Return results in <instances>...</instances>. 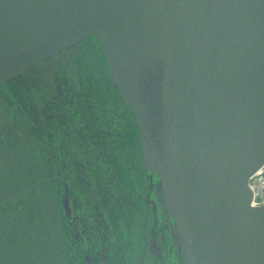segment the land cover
Wrapping results in <instances>:
<instances>
[{
  "label": "water",
  "instance_id": "water-1",
  "mask_svg": "<svg viewBox=\"0 0 264 264\" xmlns=\"http://www.w3.org/2000/svg\"><path fill=\"white\" fill-rule=\"evenodd\" d=\"M93 36L184 264H264V0H0V84Z\"/></svg>",
  "mask_w": 264,
  "mask_h": 264
},
{
  "label": "trees",
  "instance_id": "trees-1",
  "mask_svg": "<svg viewBox=\"0 0 264 264\" xmlns=\"http://www.w3.org/2000/svg\"><path fill=\"white\" fill-rule=\"evenodd\" d=\"M98 58V64L92 63L90 71L85 74L72 73V77L64 75L57 78L60 86L64 87L65 98L57 97L54 100L52 95L41 99L42 102H47L50 108H45L42 105L45 114L49 117L44 121V123H48L47 131L43 124L40 136L44 139L43 144L47 146L44 155L46 154L45 157L48 160L55 157L56 161L65 165L72 161H81L86 170V176L90 173L92 179L90 184L93 191H96L102 200H106L110 196L117 200L118 210H121L123 203L113 197V187L109 180L116 178L124 180V186L129 189L131 187L132 191L133 186L146 183L145 179L142 181L143 164L141 163L139 129L135 120L128 117V111L119 93L108 80L103 57L98 55ZM31 72H35L36 78V67L32 68ZM72 78L77 80L75 84L77 87L79 84L81 89L73 88L77 91L69 94L65 81ZM104 95L107 98H104ZM54 105L60 110L63 125L57 129L55 134L57 139L52 142L49 123L52 124L53 131V128H56L51 120L54 115ZM57 121L60 123L58 118ZM111 122H115L116 125L110 124ZM86 125L89 127L92 125L103 126L108 131H96L94 128V131H85ZM56 161L55 166L57 165ZM49 169L51 178L53 168L49 167ZM57 171L60 173V179L57 181L56 191L59 192L66 183L65 178L68 177L71 180V175L66 171V166L57 169ZM72 184L76 188L79 187L78 191H83L81 183L72 181ZM59 198L57 196L58 203ZM54 207L58 209V219H60L61 202L59 206L55 204ZM57 223L62 224L63 221L58 220ZM58 256L60 258L59 254Z\"/></svg>",
  "mask_w": 264,
  "mask_h": 264
},
{
  "label": "bare ground",
  "instance_id": "bare-ground-1",
  "mask_svg": "<svg viewBox=\"0 0 264 264\" xmlns=\"http://www.w3.org/2000/svg\"><path fill=\"white\" fill-rule=\"evenodd\" d=\"M92 40L96 41L97 38L93 36L92 38L90 37L84 39L83 41L81 40V42L76 45H72L66 49L61 50L56 55L40 61V63L25 69L23 73L19 74V76L11 79V82L15 81L14 83L20 85L23 88L24 92L27 94L28 85L31 84L32 81L36 80L35 72H31L32 68L34 67H36V71H45L50 75L49 79L41 80L43 85H47L50 82L52 83V81H55L60 76H69L72 75V73H78L80 75L85 74L86 72L90 71V65L93 63V61H95L98 55L105 58L104 52L100 46L96 48L99 52V54L97 55L95 49H93L91 46H88V49H84L83 45H79L85 41ZM105 66L107 76L109 77L106 62ZM57 82L58 86L56 93L51 94L53 95V97L55 96L54 100L57 97L65 98L64 87L60 86L59 80H57ZM4 84L6 83H2L0 84V86ZM65 84L69 94L70 92L77 91L73 90V88H78V90L81 89V86L79 84L77 87V85L71 80L65 81ZM0 95L4 96L5 94L0 93ZM104 98H107L106 95H104ZM37 99L38 97L34 96V100L37 101ZM39 103L42 104L45 108H50V105L47 102L39 101ZM123 104L128 111V117L134 120V116L131 112L130 107L126 105L125 102H123ZM53 114L54 118H58V120L60 121L59 124L63 125V121H61L62 119L60 110L57 109L56 105H54ZM44 115L48 116L46 114ZM49 115L51 114L49 113ZM44 124L46 128V123ZM110 124L116 125L115 122H111ZM70 177L71 180H69L68 182L67 194L70 200L71 211L69 212V214L67 212H64L65 214H63L60 219H58L63 221L64 223L60 224V227H58L55 231V244L58 246V254L60 255V258L64 259L68 264H76L80 259H82L83 256V253L81 252L72 259H70L69 257V247L66 244L65 238L63 236V234L67 230V224H69L73 227H79L82 233L90 236L95 242H104V244L107 245L109 249V257L111 259L121 258L126 259L125 261L130 260V257L133 255V251L128 245V240L124 238V236L113 237L112 234L110 235L105 230H103L98 225V223L109 225L110 231L113 230L112 227L114 224L120 225V227H122L121 229L125 230L127 235H131L132 237L135 235L139 236V226L143 219L145 218L146 220H148V222H150L155 215V202L153 200L147 202L146 191L142 192V194H136L132 191L131 187L129 189L128 187L124 186V180L116 178L109 180V183H111V186L113 187V197L123 203V205L121 206V210H118L117 200L111 198V196L106 198V200H102L98 196L97 192L93 191L94 189H92V185L86 179V171L84 168L78 166L74 167L73 173ZM72 181L81 183V188L83 191H78L79 187H75V189L73 190L72 187L74 186L72 184ZM73 212H76V215L79 216V218L75 216ZM164 212L167 213V210L165 209L161 213Z\"/></svg>",
  "mask_w": 264,
  "mask_h": 264
},
{
  "label": "flooded vegetation",
  "instance_id": "flooded-vegetation-1",
  "mask_svg": "<svg viewBox=\"0 0 264 264\" xmlns=\"http://www.w3.org/2000/svg\"><path fill=\"white\" fill-rule=\"evenodd\" d=\"M49 78L50 75L47 72H40V70H37L36 80L28 85L27 94L20 85L14 83L15 81H10L0 86V93L5 94L4 96L0 95V162L4 155L1 154V152L8 147L7 133L5 131H14L13 128H9V130L7 128V121L9 118L15 119L16 117L21 127L24 122L29 121L32 126H34L33 131H43L41 127L44 124L45 112L39 101H42V98L45 99L46 96H52V93L55 94L58 86V82L56 81L58 79L47 85L42 84L41 80ZM16 85L20 87L19 95L16 93V89H14ZM34 96L38 97L37 101L34 100ZM13 126L14 125L11 124V127ZM21 127L20 131H23ZM17 131H19V129ZM88 131H93V129L88 128ZM17 168L19 169L18 166ZM3 169H5L4 163L0 164V180L3 176L1 174ZM148 180H150V184L147 183L146 186L139 187L138 194H142V192L146 191L147 202L151 200L155 202V215L150 222L145 218L143 219L139 226V236L135 235L132 237L131 235H127L125 230L121 229L122 227H120V225L114 224L112 227L113 230L110 231L109 225L98 223L103 230L110 235L112 234L113 237L124 236V238L128 240V245L133 251V255L130 257L131 259L127 261L121 258L111 259L109 257V249L104 242H95L90 236L82 233L79 227H73L67 224V230L63 236L69 247L70 259L82 252V259L76 264H183L181 252L172 238V220L167 217L165 212L161 213L165 209L162 205L161 197L156 193L157 180L153 181V177H148ZM6 207L7 205H5V203H0V220L5 222L4 224H0V238L4 237L6 242L8 241L9 244H13L16 235L19 232L21 233L19 229L20 225L16 222V216L26 215L25 213L27 210L15 207L8 210ZM73 214L77 216L76 212H73ZM77 217L79 218V216ZM21 227L26 228V231H24L27 232L26 235L29 240L30 234H33L32 226H25V224H23ZM58 227L60 226L55 224L52 232L54 240L53 246H55L57 253L58 246L55 244V231ZM13 251L15 252V250ZM1 257L0 260L3 258ZM10 258L11 257H9V259ZM23 260L21 261L22 263ZM59 260L60 264H68L64 259L60 258Z\"/></svg>",
  "mask_w": 264,
  "mask_h": 264
},
{
  "label": "rangeland",
  "instance_id": "rangeland-1",
  "mask_svg": "<svg viewBox=\"0 0 264 264\" xmlns=\"http://www.w3.org/2000/svg\"><path fill=\"white\" fill-rule=\"evenodd\" d=\"M80 45H83L84 49L91 46L96 54H99L94 40L85 41ZM98 60L97 56L93 63L98 64ZM19 88L18 85L14 88L18 95ZM10 123L14 126L11 127ZM7 124L8 130L13 128L14 131H5L8 147L1 152L4 155L0 164L4 163L5 169L1 173L3 176L1 175L0 180V203H5L8 210L15 207L27 211L26 215L16 216L21 233L16 235L13 244L6 242L4 237L0 238V257H3L0 264H60L52 237L53 227L55 224L59 225L58 209L54 205L59 206L60 201L58 203L50 178L51 163L45 157L46 154L44 155L47 146L43 144L44 139L41 138L40 131H33L34 126L29 121L24 122L21 127L15 117V119L9 118ZM20 127L23 131H20ZM51 135L52 142H55L57 137L53 131ZM86 178L92 180L90 173ZM72 189L74 190L75 187ZM4 223L0 220V224ZM23 224L32 226L33 234H30L29 240L25 232L26 228L21 227Z\"/></svg>",
  "mask_w": 264,
  "mask_h": 264
},
{
  "label": "built area",
  "instance_id": "built-area-1",
  "mask_svg": "<svg viewBox=\"0 0 264 264\" xmlns=\"http://www.w3.org/2000/svg\"><path fill=\"white\" fill-rule=\"evenodd\" d=\"M259 182H261L263 185H262V189H263V192H264V180L262 177L259 178Z\"/></svg>",
  "mask_w": 264,
  "mask_h": 264
}]
</instances>
